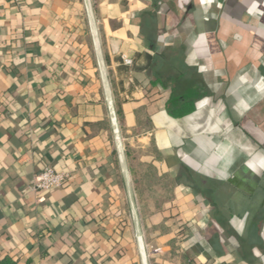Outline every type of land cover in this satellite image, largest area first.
<instances>
[{"label":"crops","instance_id":"1","mask_svg":"<svg viewBox=\"0 0 264 264\" xmlns=\"http://www.w3.org/2000/svg\"><path fill=\"white\" fill-rule=\"evenodd\" d=\"M165 1L0 0V262L141 264L132 201L148 264H236L198 191L264 188V0Z\"/></svg>","mask_w":264,"mask_h":264},{"label":"trees","instance_id":"2","mask_svg":"<svg viewBox=\"0 0 264 264\" xmlns=\"http://www.w3.org/2000/svg\"><path fill=\"white\" fill-rule=\"evenodd\" d=\"M165 2L169 8L175 5L172 0ZM141 17L148 28L142 33L151 40L152 29L158 26L157 19L154 20L149 12ZM139 26L143 27L141 24ZM195 97L194 94L180 99L174 97L169 114L182 117L192 113ZM208 180L212 182L210 187L198 191L211 202L209 208L213 213V220L202 224L205 247L216 251L221 257L232 255L236 264H264V188L256 194H245L238 189H231L225 176L220 175L218 182ZM0 264L14 263L4 260Z\"/></svg>","mask_w":264,"mask_h":264},{"label":"built area","instance_id":"3","mask_svg":"<svg viewBox=\"0 0 264 264\" xmlns=\"http://www.w3.org/2000/svg\"><path fill=\"white\" fill-rule=\"evenodd\" d=\"M125 64H130L131 60L122 56ZM69 179V173L66 171H57L51 166L44 167L39 171L28 185V189L32 192H39L42 190H50L61 187Z\"/></svg>","mask_w":264,"mask_h":264},{"label":"water","instance_id":"4","mask_svg":"<svg viewBox=\"0 0 264 264\" xmlns=\"http://www.w3.org/2000/svg\"><path fill=\"white\" fill-rule=\"evenodd\" d=\"M109 103H110V115H111V122L113 126L114 139L116 142L117 151L119 153V158L123 161L124 160L123 147H122V143L120 140L119 129H118L117 121H116V114H115L114 109L112 108L111 101ZM130 207H131L133 217H134L135 237H136V242L138 246L140 261H141V264H148L146 250H145V246H144V242H143V238H142V234H141V230L139 226V221L136 215V208L134 204L132 203V201H130Z\"/></svg>","mask_w":264,"mask_h":264}]
</instances>
